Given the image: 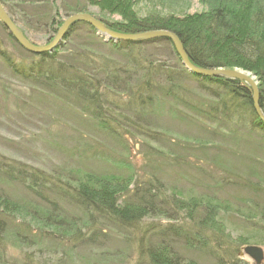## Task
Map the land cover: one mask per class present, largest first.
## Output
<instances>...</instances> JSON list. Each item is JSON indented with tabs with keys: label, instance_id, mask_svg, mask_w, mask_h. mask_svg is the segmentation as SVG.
Listing matches in <instances>:
<instances>
[{
	"label": "trees",
	"instance_id": "16d2710c",
	"mask_svg": "<svg viewBox=\"0 0 264 264\" xmlns=\"http://www.w3.org/2000/svg\"><path fill=\"white\" fill-rule=\"evenodd\" d=\"M57 1L0 0V3L24 36L35 44L20 25L17 5L35 6L41 11L37 15L40 21L44 17L42 13H45L42 11L43 5L52 4L54 7ZM86 2L91 7H98L104 14H118L121 17L113 22L93 16L113 32L128 35L172 31L183 43L193 65L202 69L239 68L251 72L258 81L260 108L264 113V0H204L206 12L191 15L181 12V16L170 15V18L152 15L141 18L134 10L136 0ZM11 4L15 7H11ZM67 9L73 14L86 12L85 7L82 10L67 6V18L73 16L67 13ZM19 11V18H22L24 11ZM53 14L46 25L51 28V34L56 35L63 23L58 10ZM84 25L88 24H74L53 53L38 56L22 49L27 59L18 61L5 57L6 65L13 70L14 76L34 86L33 92L43 90L54 100L62 103L70 101L75 111L79 110L96 128L120 141L125 139L122 143L124 146L135 132L149 143L161 140L163 135L159 127L153 129L154 122L147 119L164 116L165 113L176 117L175 120L182 124L190 122L196 125L197 122L205 126L212 124L224 131L230 128L233 132L243 131L248 135L264 134V122L254 110L253 92L246 83L203 78L188 72L172 43L163 38L139 43L98 41L103 46L109 45L114 54L126 58L120 62L113 58L114 55L95 52L90 45L70 49L68 42L74 30ZM89 28L98 38L96 31ZM165 42L171 46L176 67L144 52L145 46H159ZM194 80L199 82L200 93L206 94V104H193L190 101L189 96L194 97L196 93L187 81ZM196 96L202 101L200 94ZM0 181L24 187L30 197L50 210V214L44 217H32L34 220L29 221V225L25 222L28 219L23 218L24 224L21 226L26 225L29 229L36 222L39 225L34 229L42 233L40 242L46 240L61 246L63 256L57 264H65L64 261L71 258L69 252L73 249L104 246L113 233L127 236L126 244L133 251L136 250V264H197L195 260L187 261L172 251L165 242L171 235L181 236L190 249L215 256L217 264H243L238 256L240 247L248 245L250 241L264 244V237L255 236L253 239L252 233L249 235V232L256 233L254 230L257 228L264 231V207L260 204L249 202L247 208L251 212L244 218L248 223L255 224L252 226L254 230L248 231L245 237L233 240L223 228L224 221L219 219L223 212L220 206L195 198L183 199L175 192L168 191V187L153 176L140 181L136 177L100 175L81 168L46 172L17 161H8L5 165L0 164ZM247 185L264 193V179L253 183L247 181ZM6 196L0 191V264H7L10 257L9 214L19 212ZM62 202L74 208L73 214L66 210L68 208ZM28 213L23 212V215ZM158 217L167 220L168 224H161L160 221L149 223ZM183 219L189 223L187 232L174 225ZM19 236L22 246L19 244L18 248L24 245L30 248L35 244L25 239L24 235ZM155 238H160L159 244L152 242ZM37 256H40L37 252L25 253L23 262H53V259L39 262Z\"/></svg>",
	"mask_w": 264,
	"mask_h": 264
},
{
	"label": "rangeland",
	"instance_id": "374dc122",
	"mask_svg": "<svg viewBox=\"0 0 264 264\" xmlns=\"http://www.w3.org/2000/svg\"><path fill=\"white\" fill-rule=\"evenodd\" d=\"M136 2L134 10L141 18H148L150 15L170 18V15L181 16V12L191 15L202 14L207 10L204 0H136ZM43 6L42 11L44 10L45 13H42L44 17L40 18L41 22L40 16L37 17L41 11H38L35 6L28 7L19 3L18 10L16 8L19 17H21L19 10L24 11L22 18H17L30 40L37 46L53 41L56 35L51 34L49 18L58 10L63 23L68 19L65 17L67 6L82 10L85 7V13L103 20L116 22L121 19L118 14L108 15L100 12L98 7L89 6L86 0H58L55 4L56 8L52 4ZM11 7L15 5L11 4ZM67 13L73 14L68 9ZM5 28L0 22L1 165H5L8 161H17L46 172L81 168L100 175L136 177L140 181L151 176L157 177L168 187V191L175 192L183 199L195 198L220 206L224 213L222 212L219 219L224 221L223 228L230 233L233 240L245 237L248 231L254 230L252 226L255 224L248 223L244 218L250 211L247 208L249 202L253 201L264 207V193L252 189L250 185H247V181L253 183L264 179V134L248 135L249 133L246 134L243 131L233 132L229 130L230 128L224 131L215 125L205 126L197 122L196 125L190 122L182 124L175 120L176 117L173 118L165 113L164 116L147 119L149 122H154L153 129H156L155 126L159 127L158 130L163 135L160 137L161 140L149 143L139 134L135 135V132L124 146L122 145L125 142L123 136L121 137L123 140L120 141L96 128L90 119L81 115L79 110L75 111L70 101L62 103V101L54 100L43 90V92H33L34 86L14 76L13 70L6 65L5 57L15 58L18 61L27 58H24V49L19 47ZM91 31L88 25L77 27L68 42L70 49L75 50L78 47L90 45L91 49L99 54L114 55L113 58L119 62L126 60L124 56L114 54L109 45L99 44L98 41L101 40L104 43L105 39L98 34V38L94 37ZM144 52L148 56L165 60L170 66L177 65L171 46L166 42L159 46H145ZM249 73L253 76L251 72ZM187 83L193 87L196 95L200 94L203 97L200 101V97L196 95L189 96L190 101L193 104L200 102L206 104L208 99L205 93H200L199 82L194 80ZM180 135L187 138H182ZM240 179L241 181L238 182L237 180ZM0 191L7 195L6 197L19 210L17 214L11 213L8 217L10 257L8 256L7 264H25L23 262L25 253L33 252L40 254L37 256L39 262H50L53 259L52 264H57L58 259L63 256L61 246L44 239L43 243L40 242L39 237L42 233L34 229L39 225L36 222L29 229L26 225L21 226L24 224L23 218L28 219L25 222L29 225V221L34 220V217H44L50 214V210L40 201L30 197L22 186L0 181ZM62 204L68 208L65 209L70 214H73L72 206H68L65 202ZM23 212L29 213L24 216ZM20 216L23 217L20 218ZM158 221L161 224H168V221L161 217L150 220L149 223L156 224ZM176 223L174 224L176 228L186 232L189 230V223L186 220ZM254 231L256 233L249 232V235L252 233L253 239L255 236L264 237V231L259 228ZM259 232L263 235L260 236ZM19 235H24L25 239L35 244L30 248L25 245L21 247ZM18 236L19 239H16ZM112 236L102 247L71 250L69 252L71 258L68 257V261L65 260L64 263L136 264L138 259L136 250L133 251L126 244L127 236L124 233H113ZM159 240L160 238H155L152 242L159 244ZM165 242L176 255L187 261L193 259L197 264H217L218 262L215 256L188 248L181 236L178 238L171 235L165 239ZM19 244L21 246L18 248ZM263 245L260 242L255 244V241H250L248 245L240 247L238 252L240 253L247 246H259L264 251ZM27 262L36 264L37 261L33 260L32 263L27 260ZM241 262L255 264L248 258Z\"/></svg>",
	"mask_w": 264,
	"mask_h": 264
},
{
	"label": "water",
	"instance_id": "95a60500",
	"mask_svg": "<svg viewBox=\"0 0 264 264\" xmlns=\"http://www.w3.org/2000/svg\"><path fill=\"white\" fill-rule=\"evenodd\" d=\"M0 22L8 30L9 34L14 37L17 44L25 49L30 54L42 56L43 54L53 53L54 50L60 47L68 30L76 23H86L93 28L96 33L105 39V42L113 41L117 43L118 41L123 42H145L154 39L163 38L167 41H170L177 52L180 62L185 67V69L198 76L203 78H223V79H232L240 80L250 86L251 91L253 92V101H254V110L257 112L260 120L264 122V113L260 108V92L258 90V81L252 76L249 72H245L239 69H202L192 64L189 60L187 51L184 49V45L179 40L178 36L172 31L160 30V31H149L139 34H122L119 32H113L107 26H105L98 19L94 18L88 13L84 14H75L63 22L62 27L57 31L56 36L53 41L46 45L37 46L30 42L26 36L22 33L13 22L10 16H8L3 5L0 3ZM240 260H245L246 258L250 259L255 264H264V251L259 246H247L243 248L239 253Z\"/></svg>",
	"mask_w": 264,
	"mask_h": 264
}]
</instances>
